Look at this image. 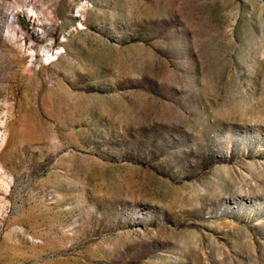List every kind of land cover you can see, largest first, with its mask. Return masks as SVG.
Segmentation results:
<instances>
[{
    "label": "rangeland",
    "instance_id": "374dc122",
    "mask_svg": "<svg viewBox=\"0 0 264 264\" xmlns=\"http://www.w3.org/2000/svg\"><path fill=\"white\" fill-rule=\"evenodd\" d=\"M0 264H264V0H0Z\"/></svg>",
    "mask_w": 264,
    "mask_h": 264
}]
</instances>
